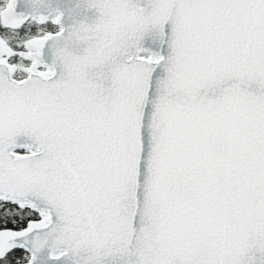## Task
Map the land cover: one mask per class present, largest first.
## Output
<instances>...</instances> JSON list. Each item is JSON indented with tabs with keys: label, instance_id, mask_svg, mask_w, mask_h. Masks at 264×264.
Returning <instances> with one entry per match:
<instances>
[{
	"label": "snow or ice",
	"instance_id": "6c2138e0",
	"mask_svg": "<svg viewBox=\"0 0 264 264\" xmlns=\"http://www.w3.org/2000/svg\"><path fill=\"white\" fill-rule=\"evenodd\" d=\"M0 264H264V0H4Z\"/></svg>",
	"mask_w": 264,
	"mask_h": 264
},
{
	"label": "trees",
	"instance_id": "16d2710c",
	"mask_svg": "<svg viewBox=\"0 0 264 264\" xmlns=\"http://www.w3.org/2000/svg\"><path fill=\"white\" fill-rule=\"evenodd\" d=\"M4 3V0H0V5H2Z\"/></svg>",
	"mask_w": 264,
	"mask_h": 264
},
{
	"label": "water",
	"instance_id": "95a60500",
	"mask_svg": "<svg viewBox=\"0 0 264 264\" xmlns=\"http://www.w3.org/2000/svg\"><path fill=\"white\" fill-rule=\"evenodd\" d=\"M18 11H20V10H22V8L21 7H18V9H17Z\"/></svg>",
	"mask_w": 264,
	"mask_h": 264
}]
</instances>
